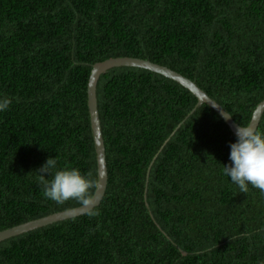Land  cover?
Segmentation results:
<instances>
[{
	"label": "trees",
	"instance_id": "obj_1",
	"mask_svg": "<svg viewBox=\"0 0 264 264\" xmlns=\"http://www.w3.org/2000/svg\"><path fill=\"white\" fill-rule=\"evenodd\" d=\"M121 57L178 72L248 125L264 100V0H0V231L82 205L46 198L37 170L56 157L97 180L87 83ZM96 98L100 204L0 242V264H264V192L223 173L237 137L211 108L136 67L102 74Z\"/></svg>",
	"mask_w": 264,
	"mask_h": 264
},
{
	"label": "water",
	"instance_id": "obj_2",
	"mask_svg": "<svg viewBox=\"0 0 264 264\" xmlns=\"http://www.w3.org/2000/svg\"><path fill=\"white\" fill-rule=\"evenodd\" d=\"M118 67H136L145 70L152 71L154 73L160 74L161 76L168 78L172 81L177 82L183 88L188 90L195 98L197 99L196 107L200 105H207L211 108L217 116H219L222 121L228 126L229 130L234 134L236 131L237 123L233 118L227 113L221 105L216 101L211 99L204 91H202L197 85H195L191 80L182 76L176 71H173L164 66L158 65L148 60L130 58V57H121L108 59L93 65L91 74L88 79L87 84V107L89 112L90 127L93 136V142L96 153V171H97V188L93 193V198L89 205H81L79 207L66 210L63 212L51 214L43 218L33 220L4 231H0V242L7 240L11 237L18 236L33 230H36L41 227L53 224L58 221H62L69 218H74L79 215H84L91 211L93 208L97 207L106 190L107 187V166H106V156H105V147L101 133V125L99 119V113H97V98H96V88L99 77L106 73L112 68ZM193 113V111L191 112ZM264 113V100L260 102L254 109L252 115L250 116V122L248 125H251L257 129L260 116ZM148 175L146 177V183L148 182ZM145 199V197H144ZM147 206V204H146ZM182 255L185 256L186 253L181 251Z\"/></svg>",
	"mask_w": 264,
	"mask_h": 264
},
{
	"label": "clouds",
	"instance_id": "obj_3",
	"mask_svg": "<svg viewBox=\"0 0 264 264\" xmlns=\"http://www.w3.org/2000/svg\"><path fill=\"white\" fill-rule=\"evenodd\" d=\"M12 104L9 97L0 98V111H6ZM237 140L230 145L231 165L223 166V173L230 177L240 192L247 193L249 185L264 192V132L251 125H238L235 131ZM57 158H48L38 169L39 180L43 185L44 196L59 205L75 200L89 205L92 190L97 188V180L92 173L82 175L78 168L57 170ZM45 173L50 178H45Z\"/></svg>",
	"mask_w": 264,
	"mask_h": 264
},
{
	"label": "bare ground",
	"instance_id": "obj_4",
	"mask_svg": "<svg viewBox=\"0 0 264 264\" xmlns=\"http://www.w3.org/2000/svg\"><path fill=\"white\" fill-rule=\"evenodd\" d=\"M93 67V66H92ZM92 70V69H91ZM90 74H91V71H90ZM90 76V75H89ZM89 79V78H88ZM88 84V83H87ZM93 137V136H92ZM152 163V162H151ZM16 227V226H15Z\"/></svg>",
	"mask_w": 264,
	"mask_h": 264
}]
</instances>
